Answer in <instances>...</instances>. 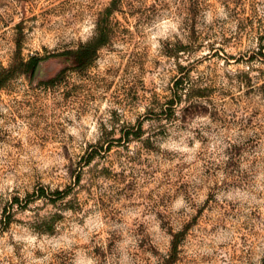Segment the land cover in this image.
<instances>
[{
	"label": "rangeland",
	"instance_id": "1",
	"mask_svg": "<svg viewBox=\"0 0 264 264\" xmlns=\"http://www.w3.org/2000/svg\"><path fill=\"white\" fill-rule=\"evenodd\" d=\"M0 83V264L262 263L264 0H0Z\"/></svg>",
	"mask_w": 264,
	"mask_h": 264
},
{
	"label": "trees",
	"instance_id": "2",
	"mask_svg": "<svg viewBox=\"0 0 264 264\" xmlns=\"http://www.w3.org/2000/svg\"><path fill=\"white\" fill-rule=\"evenodd\" d=\"M110 11H112V8L110 9ZM108 38H109V34L104 32V29L101 27L100 34H99L98 38L95 41L88 42V43H86L84 45H81L77 49L70 50V51L67 52V54L74 58V62H75V64L77 66L87 67V66L92 64V62L94 61V59L96 58V56L98 54V50L104 44H106V40ZM40 62H41V60H39L38 58H31L30 60H28L26 62L27 69L32 71V73L34 75L36 67H37V65ZM183 82H184L183 79L181 77H179L176 80V82H175V87L177 89L184 88ZM4 84L5 83H0V88ZM172 102H173V100H172ZM141 130L136 132V136L137 137H140L142 135V133H141L142 131ZM93 155L94 154H90V157H89L88 161H91L94 158ZM60 194H61L60 190H56V191H54L52 193H48L47 189L44 186H40L31 195H29V199L28 200L50 198L51 201H54L57 198V196L60 195ZM49 195L52 196V197H49ZM14 200H15L14 201L15 203L19 202V198H15ZM25 204H28V202H26ZM23 206H25V205H23ZM8 218L9 219L7 220V223L10 222V216H8ZM261 264H264V258H263V261H262Z\"/></svg>",
	"mask_w": 264,
	"mask_h": 264
},
{
	"label": "water",
	"instance_id": "3",
	"mask_svg": "<svg viewBox=\"0 0 264 264\" xmlns=\"http://www.w3.org/2000/svg\"><path fill=\"white\" fill-rule=\"evenodd\" d=\"M42 62H40L37 67H36V70H35V73H34V78L37 79L38 77H40L42 75V72H43V67H42Z\"/></svg>",
	"mask_w": 264,
	"mask_h": 264
}]
</instances>
